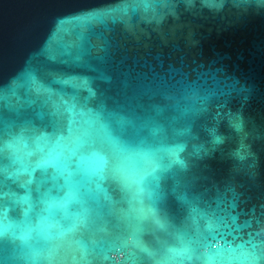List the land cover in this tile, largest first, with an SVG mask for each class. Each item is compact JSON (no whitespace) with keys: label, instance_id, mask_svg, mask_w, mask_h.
Wrapping results in <instances>:
<instances>
[{"label":"water","instance_id":"1","mask_svg":"<svg viewBox=\"0 0 264 264\" xmlns=\"http://www.w3.org/2000/svg\"><path fill=\"white\" fill-rule=\"evenodd\" d=\"M0 264H264V0H0Z\"/></svg>","mask_w":264,"mask_h":264}]
</instances>
